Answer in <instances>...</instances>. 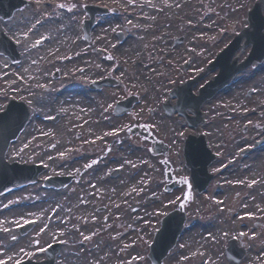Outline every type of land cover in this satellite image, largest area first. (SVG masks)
<instances>
[{
	"label": "rangeland",
	"instance_id": "374dc122",
	"mask_svg": "<svg viewBox=\"0 0 264 264\" xmlns=\"http://www.w3.org/2000/svg\"><path fill=\"white\" fill-rule=\"evenodd\" d=\"M59 1L65 4L60 7ZM68 1L39 0L38 3L30 0L8 20L0 19V30L10 37L15 35L21 41L18 45L19 61L10 62L7 56L0 54V107L14 97L24 100L30 109V121L10 146L7 156L45 165L36 182L0 193V260L9 264L25 257L44 258L45 252L40 257L28 256V249L46 247L53 240L60 242L57 235L63 225L69 226L75 238H79L73 225L82 223V217L77 214V207L85 205L82 200L88 203L98 201L94 208L96 213H110L109 203L100 201L101 197L91 193L93 169L105 170L106 179L110 181H120L126 179L131 171L144 167L124 196L126 204L136 202L145 205L143 210H139L141 222L126 240L125 247L134 250L132 258L139 254L146 257V264H151L147 251L161 216L183 203L186 212L183 230L162 264H228L223 247L230 236L247 247V253L239 264H264V252L258 251L261 245L259 238L264 235V213L259 214L252 204L257 192L264 194V158L258 174L250 179L240 176L237 171L231 172L255 161L264 147V144L257 146L245 157L239 153L244 145L252 146V142L264 134V59L237 73L231 85L223 87L203 105L206 121L198 128L205 131L208 142L220 151V158L209 165V169L218 171L205 191L193 190L190 179L189 185L184 181L169 192L163 189L162 158L170 160L173 173L189 178L178 149L185 133L191 129L183 123L181 115H167L159 108V101L167 98L170 85L192 70H202V64H207L216 50L246 24V10L255 0H133V5L127 3L131 4L127 15L99 17L98 26L91 33L92 45H88L81 36V18L86 17V13L78 2L86 0ZM118 1L121 0H106L105 3ZM139 6L140 12H136ZM262 10L264 12V7ZM161 11L169 14L165 15L169 16L168 20L161 16ZM154 20L157 25L149 27V22ZM67 25L72 30L66 28ZM125 25H128L125 32L127 42L120 43L117 31L124 29ZM28 29L33 30L29 32ZM44 36L47 39L36 46V40ZM70 36L76 42L75 50L65 49V41L70 40ZM179 36L183 37L182 41L174 42V38ZM165 43L169 45L163 52ZM248 48L236 51L239 60ZM70 54L76 62L66 63ZM185 60L189 63L186 69L183 67ZM116 67L115 73L121 84L103 86L100 90L88 87L90 80ZM54 70H59V76H52ZM216 71L206 72L198 82L212 77ZM249 88L252 89L250 94L247 93ZM125 91L138 93L140 101L129 113L111 115L107 107ZM81 95L91 103L88 105L90 114L82 113ZM56 112L61 117L54 123L51 117ZM95 118L102 123L87 127V121ZM133 119L135 122L144 120L157 136L169 143L166 156L153 154L147 140L136 137L125 128V124ZM89 131L93 138L89 137ZM106 133H118L119 136ZM121 133L122 141L119 143ZM111 141L118 143V149L103 157ZM129 145L139 149L138 156L133 159L128 154ZM62 152L63 157L60 156ZM95 152L101 158L92 167L84 168L88 163L83 156ZM116 166L118 174L110 175ZM54 173H74L77 177L61 188L43 186V178ZM253 180L255 184L251 183ZM46 192L50 195L36 202ZM185 194L187 199L183 198ZM67 200L71 207L63 217L52 211V204L60 205ZM9 201L13 203L4 208L3 205ZM243 202L246 203L242 207L243 215H239ZM100 203L103 207L99 209ZM124 209L126 211L127 206ZM21 217L37 221L24 235H20L16 227L23 222ZM133 219L126 216L125 224ZM45 225L49 227L41 234L40 228ZM96 225L91 228H104L101 222ZM4 228L9 231L4 232ZM242 232L244 236L240 235ZM108 234L110 232L104 230L93 233L89 241L98 247L107 240ZM12 236L17 240L13 241ZM202 237H205V243L197 247L192 240ZM36 239H39V245L35 246ZM21 248L24 252L20 251ZM111 251L108 264L119 262L121 258L124 264H131L116 246ZM137 262L132 260V264ZM55 264H67L66 254L58 252Z\"/></svg>",
	"mask_w": 264,
	"mask_h": 264
},
{
	"label": "water",
	"instance_id": "95a60500",
	"mask_svg": "<svg viewBox=\"0 0 264 264\" xmlns=\"http://www.w3.org/2000/svg\"><path fill=\"white\" fill-rule=\"evenodd\" d=\"M264 2V0H261ZM261 1H256L253 6L248 10V21L249 26L243 28L234 38L230 41L228 46L222 50L216 59L210 64L209 68L219 66V72L213 80H209L203 86L200 87L198 95H193L190 92V88L194 79L187 81L186 83L177 86L174 89L173 94L178 96V102L175 107L180 111H183L186 107H189L196 115V119L200 116V111L198 109L200 103L211 96L216 90L222 87L224 84L228 83L232 75L238 70L243 69L252 59L260 60L264 57V32L262 31L264 27V15L261 13ZM17 6L12 0H0V15L8 17L13 9ZM90 14H94L95 10L91 7H87ZM92 23V18L86 21L84 25L85 32L88 31ZM242 36H245V41L242 44L244 46L247 43H252V48L248 57L241 63L236 64L235 60L229 62L231 55L235 49L240 45V40ZM5 40H7L4 37ZM7 54H10L13 60L18 59V54L14 51L13 44H5L4 49H0ZM133 98L130 96L125 100L119 101L116 106V111H121V106L129 107ZM127 101V103H126ZM123 103L125 105H123ZM23 104L17 101H12L8 104V110L1 113L0 120V136L6 142L9 138L15 137L18 131L22 128L26 121V111L23 109ZM170 111V108H167ZM16 110V111H15ZM16 112V121L12 124V129L8 133L1 131L6 122V118L10 116V112ZM12 116V114H11ZM57 116L54 117L56 119ZM195 123V120L193 121ZM264 141V138L259 140L257 143ZM155 145V143H154ZM161 144L155 145V151L166 150V146L160 147ZM2 152V151H1ZM184 155L187 164L192 169V177L194 181V186L198 189L205 187L210 175L207 173L206 166L210 161L212 156L207 153V148L205 147L203 137L199 136H189L185 140ZM23 168L18 164H12L8 167H3L0 165V191L9 189L13 186H18L31 180L36 179L37 172L42 168V166H30ZM117 169L113 170L116 173ZM69 177L53 176L45 180L46 184L60 185L66 182ZM178 183V182H176ZM173 184H168L167 188L170 189ZM184 213L180 209H174L168 212L162 218L161 227L155 232L153 242L151 243L149 256L152 259L153 264H160L162 257L166 254L169 248L174 244L175 238L181 227L183 225ZM31 225H24L23 228H19L20 233H24ZM236 240L231 238L229 240V246L227 247V255L231 260V264H236L238 259L243 254V249L236 247ZM58 243L55 242L47 250L48 258L43 261H32V260H22V264H53L54 252L57 248Z\"/></svg>",
	"mask_w": 264,
	"mask_h": 264
},
{
	"label": "bare ground",
	"instance_id": "6f19581e",
	"mask_svg": "<svg viewBox=\"0 0 264 264\" xmlns=\"http://www.w3.org/2000/svg\"><path fill=\"white\" fill-rule=\"evenodd\" d=\"M161 16L164 17L166 20H168L169 15L167 12L161 11ZM206 19V18H205ZM149 27H155L156 20L149 22ZM66 28L72 30L71 26H65ZM76 42L73 40V36H70V40L68 39L65 41V49L66 50H75ZM130 44V42H129ZM168 44H164L163 52L167 50ZM114 53H116L114 51ZM76 58H73V55L70 54V59L66 63H74L76 62ZM74 92V91H71ZM80 99L83 100L81 103V106L83 107L82 113H89V101L87 100V97L84 95L80 96ZM93 121V122H92ZM100 119H89L87 121L86 125L87 127L90 126L93 123H102L99 122ZM89 137H92L91 132L89 131ZM118 133H114V137ZM93 138V137H92ZM122 141V133L119 137V143ZM128 154L130 155V158L133 159L134 157H137L139 154L138 148H133L132 146H128ZM264 148V147H263ZM261 149V153L259 156L256 157L255 161H249L245 165H241L238 167V169H232L231 172L236 173L239 172V175L250 179L252 176L257 175L260 169V166H262V161L264 158V149ZM118 149V143L116 141H111L110 146L106 148L103 157L108 156L109 154L115 153V150ZM84 160L91 164L92 161H97L101 158L96 152L89 154L87 156H83ZM144 170V167H138L136 170L131 171L128 174V177L124 180L120 181H110L109 179H106V172L105 170H97L93 169L91 171V180L90 183L92 184V190L91 193H96L99 197L100 201H106L109 203L110 206V213L102 212V213H96L94 212L95 205L98 203L91 201L88 203L85 200H82L81 203L85 205H81L77 207V214L82 217V223L80 225L75 224L73 225L74 230L79 233V238H75L73 233L71 232L69 226H64L61 232L57 235L61 241V247L59 249V252H63L66 254L67 257V264H108V256L112 253L111 249L113 246L117 247V251L121 253L122 256H126L132 264V256L134 253V250L132 248H126V240L131 235V232L136 229V227L139 225V223L142 220V215L139 212V210L144 209L143 203H125L124 196L126 193L130 191V189L133 186V183L141 173V171ZM111 182V183H110ZM94 185V186H93ZM109 186V187H108ZM256 190V189H255ZM252 190H250L251 192ZM48 195H50L49 192L44 193L39 199L36 200V202L40 200H45ZM253 206L255 209L259 212V214L264 213V194L257 192L255 196L253 197ZM246 203H241V209L238 211L239 215L242 214L243 206H245ZM53 207L52 211L56 212V214H61L62 217L69 211L71 204L69 201H63L62 204H55L51 205ZM124 206H127V209L125 211ZM135 210V211H134ZM248 210V209H247ZM134 217L133 221H130L129 223L125 224L126 216ZM101 222L104 225L103 229H92L91 226H97ZM117 227V228H116ZM116 228V229H115ZM110 232L108 234V238L105 242H103L102 245L98 247H94V242L90 243V239H84L85 236L91 237L93 233L101 232ZM210 231V230H209ZM210 233V232H209ZM201 234V233H200ZM205 237L200 238L198 240L197 238H193V242H195L197 247H202V245L205 243L204 241ZM112 240V241H111ZM85 241H88V244H85ZM260 248L258 249L259 252H264V235L259 238ZM34 252V257H40L41 252H37L35 249H28V253ZM95 252V254H94ZM121 256V257H122ZM117 257V256H115ZM100 258V261L98 260ZM117 259V258H116ZM114 264H124L123 258L119 262H116ZM130 264V263H129ZM134 264V263H133ZM137 264H141L137 262ZM196 264H203L196 263Z\"/></svg>",
	"mask_w": 264,
	"mask_h": 264
},
{
	"label": "snow or ice",
	"instance_id": "6c2138e0",
	"mask_svg": "<svg viewBox=\"0 0 264 264\" xmlns=\"http://www.w3.org/2000/svg\"><path fill=\"white\" fill-rule=\"evenodd\" d=\"M37 2L39 3V0H37ZM129 3H131V0H129ZM58 6H60V7H62V5H58ZM178 7H179V5H177ZM109 11H113V9H108ZM38 23H40V21H37V24ZM129 23H131L130 21H129ZM33 29H28V31L30 32V31H32ZM24 35H27V33H24ZM44 40V37H41L40 39H38V40H36V42H35V44H36V46H38V45H40L41 43H42V41ZM15 44V45H20V43H21V41L18 39V38H16L15 37V35H13V36H11V37H8V39L7 40H5L4 39V33L2 32V31H0V49H4V46H5V44ZM108 59L109 60H111L112 59V57H108ZM5 67H7V64H5ZM82 71V70H81ZM41 87H44L43 85H41ZM254 90V89H253ZM114 106L113 105H109V108H113ZM126 128H127V130L130 132L131 131V128H128L127 126H125ZM122 130V129H121ZM109 134H114V133H106V135H109ZM153 149H149V151H152ZM217 155H219V153H217ZM60 156L61 157H63L64 156V153L62 152V153H60ZM49 159H51V157H49ZM97 163V161H92V163L91 164H85L84 165V168H90V167H92V165H94V164H96ZM133 167H135V166H133ZM214 171H215V169H214ZM144 183H147V181H145ZM251 183L252 184H255L256 183V181L255 180H253V181H251ZM94 186V185H93ZM184 199H187L188 197H187V194H185V196L183 197ZM179 199V198H178ZM13 202L12 201H9V204H6V205H3V207L4 208H7V207H9L11 204H12ZM181 206H183V205H181ZM135 211V210H134ZM21 219H23V217H21ZM35 223H37V221L36 220H28V219H23V224H16V227L17 228H23V226L24 225H31V224H35ZM49 227V225H45L44 227H41L40 228V233L41 234H43V233H45L46 231H47V228ZM3 231L4 232H8L9 231V229H7V228H4L3 229ZM240 235L241 236H244L245 235V233H240ZM209 236H211V233H209ZM252 236L253 237H255V233L253 232L252 233ZM91 237H88V236H85L84 237V239H90ZM13 241H15V240H17V237L16 236H12V238H11ZM35 244L36 245H39V241L37 240V241H35ZM51 246L49 245L47 248H45V247H37L36 248V251L37 252H41V253H43V252H46L47 250H48V248H50ZM127 247V246H126ZM20 251L21 252H24V249L23 248H21L20 249ZM27 255L28 256H32V255H35V253L34 252H30V253H27ZM9 259H11V258H9ZM132 260L133 261H138V262H141V264H146V257L145 256H141V255H139V254H137L136 256H134L133 258H132ZM0 264H5V261H3V260H0ZM16 264H22V261H20V260H17L16 261Z\"/></svg>",
	"mask_w": 264,
	"mask_h": 264
},
{
	"label": "flooded vegetation",
	"instance_id": "af4514ba",
	"mask_svg": "<svg viewBox=\"0 0 264 264\" xmlns=\"http://www.w3.org/2000/svg\"><path fill=\"white\" fill-rule=\"evenodd\" d=\"M27 5H28V4H26L25 6H27ZM25 6H24V7H25ZM90 44H92V43H90Z\"/></svg>",
	"mask_w": 264,
	"mask_h": 264
}]
</instances>
